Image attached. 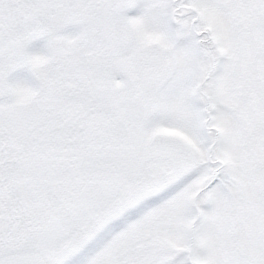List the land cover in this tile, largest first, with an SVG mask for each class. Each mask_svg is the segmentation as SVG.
<instances>
[{"label":"snow or ice","instance_id":"1","mask_svg":"<svg viewBox=\"0 0 264 264\" xmlns=\"http://www.w3.org/2000/svg\"><path fill=\"white\" fill-rule=\"evenodd\" d=\"M0 264H264V0H0Z\"/></svg>","mask_w":264,"mask_h":264}]
</instances>
